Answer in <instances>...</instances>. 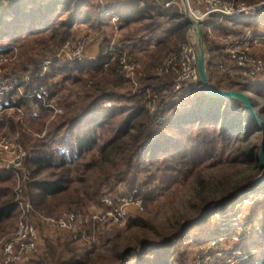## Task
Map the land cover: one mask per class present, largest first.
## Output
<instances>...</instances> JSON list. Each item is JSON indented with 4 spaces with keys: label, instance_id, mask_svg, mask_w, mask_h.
<instances>
[{
    "label": "rangeland",
    "instance_id": "374dc122",
    "mask_svg": "<svg viewBox=\"0 0 264 264\" xmlns=\"http://www.w3.org/2000/svg\"><path fill=\"white\" fill-rule=\"evenodd\" d=\"M84 1L87 2L86 11L90 13L91 19L78 20L74 23L70 21V15H65V11L56 16L55 21L74 23L71 32L65 38V43L61 42L65 35L57 36L54 41L50 30L28 33L25 29L0 40V101L6 103L10 101L8 98L14 100L20 97L33 98L35 89H46L39 81L32 83L34 86L30 92L26 86L31 84L33 78L51 73V67L56 62L71 65L109 56L112 63H117L115 73L107 76L114 85L105 81L103 86L116 94L101 103L94 113H106L112 106L126 104L125 98L124 100L121 98L122 94L141 95L139 92L141 76L148 78L147 84H153L155 80H160L166 75H173L175 82L171 91L175 101H178L176 108L186 109L192 84L185 83L182 93H178L176 89L180 73L161 72L166 61L164 56L168 53L155 49L156 44L165 38L163 28L167 23L155 16L141 20L120 16L116 9L124 4L122 1L128 0ZM161 1L165 5L173 1L169 7L183 14L182 23L189 22L182 0ZM142 4L139 5L142 7ZM259 4L263 6L258 9ZM111 5L114 9H106ZM188 5L192 19L198 21L202 28V43L210 84L215 85V89L218 90L243 92L252 102H256L253 106L257 105L264 111V74L258 79L244 78V71L229 60L231 49H244L252 56L264 60V0H188ZM209 8H215L217 11L207 14ZM237 10L241 13L238 16L233 15ZM97 15L100 19L95 18ZM202 17L203 21L199 20ZM190 24L188 39L195 41L198 50V30L193 23ZM158 25L160 29L157 36L152 37L151 29ZM60 31L64 32L62 29ZM173 50L174 48L171 53ZM121 59L125 65H122ZM158 60L161 62H157ZM221 61L227 62L230 71L224 72L218 68ZM153 63H156V66L149 69V65ZM84 77L87 75L82 77L80 74L76 75L77 79ZM56 83H61V86L51 99L52 106H45L48 108L47 111L38 109L32 99L28 107L21 109L2 107L0 104V121L4 120L6 124L0 129V141L8 138L17 141L21 146L19 141L21 135L15 132L16 124L21 123L24 131L30 136L43 139L51 145L53 137L49 136L48 131L65 113L63 107L65 101L73 103L86 90L77 82L70 81L64 84L61 75L49 82ZM188 85L191 86L187 87ZM252 88L261 89L263 97L255 96L248 91ZM165 91L163 89L158 92L157 89L151 88L142 93V101L151 115H160L159 110L162 106L158 101L159 93L164 94ZM49 96L48 93L45 99H40L44 105L48 103ZM169 99L168 103H172V99ZM135 101L130 102V106H133ZM242 106L245 108L243 104ZM262 113L261 116L258 115L264 121V112ZM167 114V117L173 115ZM40 116L45 121L43 131L27 130L30 120ZM250 117L253 118L251 115ZM123 119L124 117L118 116L115 121L119 123ZM258 125L260 130L252 131L248 138L240 137L243 135L242 130H238L232 137L228 133H219L220 126L217 132L213 131L214 126H209L212 127L209 129V143L198 145V148L188 155L189 163L187 158L181 159L174 163V165L177 163V166L173 170L163 167L162 162H158L150 170L142 166L139 170L143 172H137L134 177L132 176L135 179L134 185L122 182L110 186L104 183L101 187L102 195L124 193L138 188L142 195L140 196L145 199L144 210L134 212L123 225L102 227L92 223L84 224L82 229L87 236L85 239L82 237L75 239L72 233L40 225L44 250L36 259L47 256L48 245L53 244L56 247L58 244L67 245L70 240L74 242L67 245L65 259L76 258L82 264H117V250L137 245L141 240L157 244L181 231L180 238L171 246L172 264H264V180L258 181L264 173L259 157L264 145V130L259 123ZM107 141V137L103 135L99 146L85 154V159L98 156L102 144ZM22 148L32 151L28 143L26 146L22 145ZM248 150H253L250 161L243 157ZM25 167L28 169L26 162ZM52 172L53 170L45 171L40 178H49ZM18 184L19 180L16 178L14 192ZM80 189V184L76 183L71 191ZM231 196L233 198L225 205L207 210L211 202H220L223 198ZM99 206L98 202H89L82 207L62 206L52 215L37 213L40 216H53L62 211H76L87 216ZM206 211L208 212L204 214ZM17 221L18 218L8 224L5 231L0 232V240L10 237ZM147 253L146 259L154 255L151 249H148Z\"/></svg>",
    "mask_w": 264,
    "mask_h": 264
},
{
    "label": "trees",
    "instance_id": "16d2710c",
    "mask_svg": "<svg viewBox=\"0 0 264 264\" xmlns=\"http://www.w3.org/2000/svg\"><path fill=\"white\" fill-rule=\"evenodd\" d=\"M140 1L144 2L142 9H138V1H124L125 3L118 8V14L126 19L134 17L141 20L146 17H160L167 26L163 28L165 38L156 44L155 49L165 50L168 53L166 56L163 55L164 60L170 55L179 53L180 49L189 43L190 22L182 23L183 14L177 9L166 7L161 0ZM86 4L84 0H0V40L25 29L28 33L50 30L54 41L57 36L65 35L61 39V42L65 43V38L71 32L75 22L91 19L90 13L86 11ZM62 11H65V15H70V21L74 23L64 20L55 21L56 16ZM95 18L100 19L99 15ZM61 29L64 32H61ZM159 29V25L151 29L152 37L157 36ZM173 48L174 52L171 53ZM156 63L149 65V69L156 66ZM116 66L117 63H112L109 56L71 65L56 62L51 67V73H47L44 77L33 78L31 84L26 86L30 92L34 86L32 83L39 81L50 94L49 100L61 86V83L49 84L58 75L62 76L64 84L70 81L77 82L86 89L84 94L73 103L65 101L63 105L65 113L49 128V136L53 137L51 141L53 146L52 143L49 145L43 139L39 140L30 136L27 131H24L21 123L16 124L15 132L21 135L19 140L21 146H26L28 143L33 151V158L26 161L33 178L26 196L31 198L36 212L52 215L62 206L82 207L89 202L100 204L104 196L101 191L104 183L110 186L122 182L134 185L133 175L143 172L139 170L142 166L150 170L158 162H162L163 167L173 170L177 166V163L175 165L174 163L181 159L187 158L189 163L188 155L192 154L198 145L209 143V129L213 126L214 132H217L220 126L219 133H228L232 137L238 130H242L243 135L240 137L243 138H248L254 130H260L258 123L247 114V110L239 101L209 96L204 92L201 83L189 89L191 96L187 108L177 110L178 101H175L171 91L175 82L173 75H166L160 80H155L153 84H147L148 78L141 76L139 91L141 95L122 94L124 97L121 96V98L122 100L125 98L126 104L112 106L106 113H94L93 111L101 103L116 94L103 86L105 81L114 85L107 76L115 73ZM77 74L81 77L87 75V77L77 79ZM151 88L157 89L158 92L166 90L164 94L159 93L158 101L162 106L159 116L151 115L142 101V93ZM248 91L255 96L263 97L261 89L252 88ZM169 98L172 99V103H168ZM8 99L10 101L6 103L0 101L2 107L21 109L28 107L32 99L38 109L42 111L48 109L43 101L37 98ZM133 100L136 101L133 106H130ZM254 108L259 111L257 112L260 116L263 114L262 108L257 105H254ZM167 113L173 115L167 117ZM118 116L124 117L119 123L115 121ZM3 121H0V129L6 126ZM28 125L27 130L41 132L45 121L40 116L30 120ZM102 133L108 141L102 144L98 156L86 160L85 154L91 152L95 146H99L103 137ZM252 153L253 150H248L243 157L250 161ZM48 170H53L51 177L40 178L41 174ZM16 178L15 171H0V232L5 231L7 225L15 221L19 215L14 198ZM76 183L80 184L81 189L71 191ZM231 198L233 196L225 197L220 202L213 201L207 210L219 208ZM181 234L180 231L157 244L141 240L137 245H130L124 250L119 249L116 253L117 264H131V262L172 264L170 257H172L171 248L173 247L171 246ZM72 242L74 241L68 240V244ZM67 245L58 244L57 247L53 244L48 245L47 256L34 259L31 264H82L76 258H64ZM148 249L154 252L150 259H146Z\"/></svg>",
    "mask_w": 264,
    "mask_h": 264
},
{
    "label": "built area",
    "instance_id": "2783aa9c",
    "mask_svg": "<svg viewBox=\"0 0 264 264\" xmlns=\"http://www.w3.org/2000/svg\"><path fill=\"white\" fill-rule=\"evenodd\" d=\"M172 4L173 1H169L166 5L169 7ZM262 6L263 4H259L257 8L259 9ZM216 11L215 8H209L207 14ZM240 13L237 10L233 12V15L238 16ZM203 18L199 20L203 21ZM197 51V44L190 38L189 43L184 45L179 53L168 57L161 68V72L166 74L173 71L180 73L176 89L178 93H182L186 86L185 83L192 84V86L201 83L197 65ZM229 54V60L244 71V78L258 79L261 74H264L263 59L252 56L244 49H231ZM122 65H125V63L122 62ZM218 68L224 72L230 71L226 61H221ZM25 81L27 82L28 79H25ZM189 86L191 85L187 87ZM6 90L10 91L7 88ZM35 90L32 95L33 98L45 99V96H48L45 88ZM51 102L50 99L48 103H45V106L51 107ZM32 158L33 152L29 149H23L17 141L8 138L1 139L0 171H15L16 173L19 184L15 189L14 198L19 215L14 232L10 237L0 240V264H30L31 261L39 257L44 250V240L39 229L40 225L52 227L61 232L72 233L75 239L80 237L85 239L87 236L82 229L84 224L92 223L102 227L123 225L134 212L144 210L145 201L140 196L139 189L133 188L124 193H106L101 199L100 206L87 216L76 211H62L53 216H40L35 211L31 198L26 196L33 178L32 172L25 167V162Z\"/></svg>",
    "mask_w": 264,
    "mask_h": 264
},
{
    "label": "water",
    "instance_id": "95a60500",
    "mask_svg": "<svg viewBox=\"0 0 264 264\" xmlns=\"http://www.w3.org/2000/svg\"><path fill=\"white\" fill-rule=\"evenodd\" d=\"M185 4V12L186 15L189 18V22L193 23L198 30V69L201 79V85L204 90V92L212 97H217L221 99H232L240 101L244 106L247 112L256 120L257 123H259L264 130V121L260 119L258 113H256L255 108L253 106L252 100L249 98V96L243 92H237L234 90H218L213 88V86L209 82L208 74H207V68H206V59H205V51L203 48L202 43V28L198 21L192 19L190 15L188 0H182ZM260 165L264 169V145L262 147V150L260 152ZM264 180V173L262 177L258 179V181Z\"/></svg>",
    "mask_w": 264,
    "mask_h": 264
},
{
    "label": "crops",
    "instance_id": "0c3cea01",
    "mask_svg": "<svg viewBox=\"0 0 264 264\" xmlns=\"http://www.w3.org/2000/svg\"><path fill=\"white\" fill-rule=\"evenodd\" d=\"M122 2H124V1H122ZM124 3H125V2H124ZM118 4H119V3H118ZM118 4H115V5H118ZM139 4H142V2H139L138 5H139ZM166 6H167V5H166ZM112 7H113V5L108 6L106 9H114V8H112ZM142 7H143V4H142ZM142 7H141V5H139V8H138V9H142ZM116 11H118V9H116ZM206 62H207V61H206ZM212 80H213V78H212ZM210 81H211V79H210ZM221 84H222V83H221ZM222 85H223V84H222ZM214 86H215V85H214ZM214 86H213V87H214ZM216 87H217V86H216ZM218 87H219V86H218ZM218 87H217V88H218ZM214 88H215V87H214Z\"/></svg>",
    "mask_w": 264,
    "mask_h": 264
}]
</instances>
